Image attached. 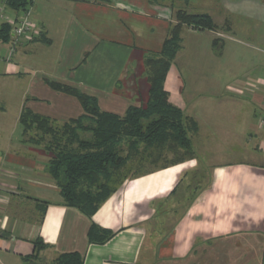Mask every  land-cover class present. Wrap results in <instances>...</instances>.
<instances>
[{"label":"crops","instance_id":"crops-1","mask_svg":"<svg viewBox=\"0 0 264 264\" xmlns=\"http://www.w3.org/2000/svg\"><path fill=\"white\" fill-rule=\"evenodd\" d=\"M190 6L218 29L182 30L163 87L168 102L197 123L195 157L128 177L89 219L64 205L48 155L22 142L20 116L28 109L61 125L83 113L77 99L47 81L77 88L118 116L145 103V59L161 51L173 14L169 3L150 0H32L29 39L14 49L0 44V264H53L73 253L82 264H264V122L256 121L264 119V57L245 51L264 49V0H190ZM0 9V24L11 26L23 12L5 0ZM185 33L209 37L190 44ZM225 52L231 60L223 63ZM209 134L211 149L235 144L246 158L205 160ZM197 166L207 167L210 186L184 194L182 178ZM172 207L171 217L162 213ZM91 224L115 234L91 244Z\"/></svg>","mask_w":264,"mask_h":264},{"label":"trees","instance_id":"trees-1","mask_svg":"<svg viewBox=\"0 0 264 264\" xmlns=\"http://www.w3.org/2000/svg\"><path fill=\"white\" fill-rule=\"evenodd\" d=\"M15 12L27 11L32 0H5ZM106 3L107 0H89ZM150 0L153 4L169 3L174 23L161 51L145 59L149 84L148 99L131 105L124 115L101 111L95 97L79 89L56 82L46 84L56 92L74 97L83 113L61 125L26 109L20 116L23 143L42 147L48 155L47 171L56 181L65 206L77 209L89 219L104 201L131 176L142 173L144 162L154 165L159 159L170 164L192 158L191 136L197 123L168 102L163 83L181 42L184 28L198 31L218 29L206 13L189 12L190 0ZM9 23L0 24V44L9 42ZM172 152L173 158H163ZM150 160V161H149ZM168 162V163H169ZM141 170H140V169ZM115 233L91 224L87 238L91 244H104ZM37 248L44 245L38 242ZM53 264H82L77 254L59 256Z\"/></svg>","mask_w":264,"mask_h":264},{"label":"rangeland","instance_id":"rangeland-1","mask_svg":"<svg viewBox=\"0 0 264 264\" xmlns=\"http://www.w3.org/2000/svg\"><path fill=\"white\" fill-rule=\"evenodd\" d=\"M176 5L179 6V7H183V5L180 3V1L177 0L176 2ZM188 10H190L191 12H195L196 10L193 9V7H189ZM239 23H242L244 25H248V23H244L243 21L241 20H237ZM238 38H240L241 40H249L248 38H243V37H240L239 35H236ZM207 37H209L207 34H203L201 36H199L198 34L196 35H188L185 33V38H184V42L185 43H190V44H194V43H197V44H201L203 43L204 45V42L203 41H207ZM239 39V40H240ZM202 45V46H203ZM217 48V47H216ZM258 48V47H256ZM261 48L263 49V47H260V50ZM259 51H255L253 49H248V48H245V51L247 52H251L252 54H250L251 56H262L264 57V51L263 52H260ZM264 50V49H263ZM207 55V53L205 52H202L201 54L198 55V58H200L201 60L203 59V57ZM191 59H192V55L190 56ZM233 58H235L233 56ZM228 60H231V57L229 58V55L226 54V52L222 55V58H220L219 61H222L223 63H225L226 61ZM188 59L186 60V64L188 63ZM247 66V65H246ZM237 71V68L234 69V74L235 72ZM253 71H250V74L252 73ZM187 73V71H186ZM250 76V75H249ZM226 79H230V77L228 76ZM255 88H259L260 86H258L257 84L253 85ZM229 91H232L233 92V89L232 88H229L228 89ZM261 121V122H264V119L262 116L258 117V119H256V121ZM249 121V120H248ZM226 137L232 139V138H235L234 135H225ZM216 137H224L223 135H216ZM204 144H205V147H207V150L204 151V154H206L205 152H208L206 155V157L204 156L203 158H205V160H209V159H212V161L214 159H217V161H222V160H225V161H231V162H235L237 160H241L243 158H246V155H245V150L243 149H238L236 146L234 147L235 144H233V148H228L229 150H215V149H211L210 147V144L212 143V141L210 140V134L209 136L205 135L204 137ZM218 142L222 143L225 147V145L227 144V141L223 140H218ZM234 142V141H233ZM209 147V148H208ZM211 149V150H210ZM194 152V156L192 155V158H190L189 156L187 155H184L185 156V160L184 161H189V160H193V158L195 157V151ZM247 153V151H246ZM50 155V154H48ZM173 153L172 152H166L164 155H163V158H169V159H172L173 158ZM50 157V156H49ZM150 161V160H149ZM170 160L168 161H163V159H159L157 161L156 164L154 165H150L148 164L149 162H144L146 164H144V169L142 170H155L156 168H160L162 166H164V164H168ZM197 170H195V172H192V173H187L186 176L184 178H182V187H185V193L184 194H196L199 190L201 189H205L206 187L210 186V181H209V175H208V169L207 167H201V166H197L196 167ZM140 169V168H139ZM141 170V169H140ZM183 194V195H184ZM179 197V196H178ZM188 197V195L184 198H182L181 200L183 201H186V203H184L185 207H188V205L191 203H188V201L186 200V198ZM181 206V205H180ZM183 207V206H181ZM165 210L162 212H166L168 211L169 212V217H171V212L174 211V208H164ZM183 209V208H181ZM176 216V215H175ZM170 225L171 223H165V225Z\"/></svg>","mask_w":264,"mask_h":264},{"label":"built area","instance_id":"built-area-1","mask_svg":"<svg viewBox=\"0 0 264 264\" xmlns=\"http://www.w3.org/2000/svg\"><path fill=\"white\" fill-rule=\"evenodd\" d=\"M6 3V1H5ZM4 15L2 10L0 9V19H3ZM34 27L33 23L30 19V12L27 10L22 12V15L18 19H14L13 25L11 26V30L9 32V45L12 49L20 43H23L25 39H29L31 34L33 33ZM11 49L10 54L13 53Z\"/></svg>","mask_w":264,"mask_h":264},{"label":"water","instance_id":"water-1","mask_svg":"<svg viewBox=\"0 0 264 264\" xmlns=\"http://www.w3.org/2000/svg\"><path fill=\"white\" fill-rule=\"evenodd\" d=\"M30 264H32V263H30Z\"/></svg>","mask_w":264,"mask_h":264}]
</instances>
